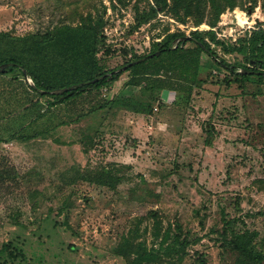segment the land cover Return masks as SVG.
I'll return each instance as SVG.
<instances>
[{
    "label": "rangeland",
    "instance_id": "374dc122",
    "mask_svg": "<svg viewBox=\"0 0 264 264\" xmlns=\"http://www.w3.org/2000/svg\"><path fill=\"white\" fill-rule=\"evenodd\" d=\"M236 1L215 27L231 41L264 22V0L253 8L251 0ZM153 4L0 0V31L44 33L101 19L105 42L98 67L107 71L148 54L169 32L189 36L210 29L208 21L197 26L194 16L180 21L166 10L147 19ZM219 54L227 62L241 60ZM130 74L109 90L51 109L50 99L38 98L18 70L0 76V248L11 242L29 264H127L138 247L158 248L178 224L190 244L156 264H264V258L246 261L229 244L237 232L254 231L255 247L264 254V82L252 77L236 84L203 53L193 90L182 82L159 92L151 114L112 102L78 118L112 98L152 99L145 84H127ZM24 126L23 132L41 134L11 139ZM96 172L112 175L116 185L90 181ZM0 264H9L5 254Z\"/></svg>",
    "mask_w": 264,
    "mask_h": 264
},
{
    "label": "trees",
    "instance_id": "16d2710c",
    "mask_svg": "<svg viewBox=\"0 0 264 264\" xmlns=\"http://www.w3.org/2000/svg\"><path fill=\"white\" fill-rule=\"evenodd\" d=\"M256 4L257 0H251V8ZM237 6L236 0H154L147 19H153L159 11L166 10L180 21H186L188 17L194 16L197 26L208 21L210 29L193 30L190 35L192 38L185 42L181 40L186 36L184 33L169 32L162 40L154 42L153 49L148 54L134 55L123 65L107 71H101L98 67L99 53L105 42L101 19L98 22L87 21L78 25L60 24L44 33L15 35L1 30L0 76L18 70L19 74L25 77L26 72L34 82V86L26 84L38 98L48 97L50 99L49 109L75 104L79 97L86 93L100 91L103 88L109 90L126 72L131 73L127 81L128 85L145 84L144 91H150L153 96L152 99L146 101L136 98L132 100L112 98L105 104L92 107L87 113H81L78 116L79 119L88 113L104 109L112 102L122 105L127 111L151 114L153 112L152 102L157 100L156 95L159 92L166 89L177 90L182 82L188 84L191 91L193 90L199 75L203 53L209 55L216 65L232 75L236 84L238 81L246 82L252 77H257L264 82V22L255 30L240 35L236 41L222 37L215 28L224 10ZM208 7H210L209 12H207ZM181 11H183V16L180 14ZM187 42L193 43L194 46L186 48ZM219 51L226 55L237 54L241 56V60L234 63L227 62L220 56ZM157 52L159 54H156ZM142 58L146 59L127 67L122 72H115ZM5 64L10 65L2 69ZM110 72L114 73L107 75ZM160 72L164 75H156ZM100 76L104 77L92 82ZM226 81L231 83V80ZM79 83H84V85L62 93L55 92ZM24 129L25 126L21 128L22 132L14 133L11 139L28 141L41 134L40 131L23 132ZM210 140L209 136L205 139L206 145H210ZM4 141L0 133V143ZM104 174L103 172L92 173L89 180L115 186L116 184L111 182L113 176ZM121 180L118 178L117 181ZM225 224L229 225L230 221L227 220ZM177 226L180 231L181 227L178 224ZM178 231L175 233L166 231L158 248L138 247L133 252V256L129 257L127 264H156L163 255H181L190 242L187 236L183 237ZM256 236L257 233L254 231L237 232L229 244L246 261L257 263L263 260L264 254L255 247ZM0 253L7 256L9 264H15L18 260V264H29L24 252L11 242L4 243L0 248Z\"/></svg>",
    "mask_w": 264,
    "mask_h": 264
},
{
    "label": "water",
    "instance_id": "95a60500",
    "mask_svg": "<svg viewBox=\"0 0 264 264\" xmlns=\"http://www.w3.org/2000/svg\"><path fill=\"white\" fill-rule=\"evenodd\" d=\"M191 38H192V37L189 35V36H185V37L181 38V40L185 42V41H187V40H189V39H191ZM156 54H159V52H157ZM145 59H146V58H142V59H140V60H136V61H134V62H132V63H130V64H128V65H125V66H123V67L117 69L115 72H122V71L126 70L127 67L132 66V65H134V64H136V63H138V62H140V61H143V60H145ZM9 65H10V64H5V65L3 66L2 69H4L5 67H7V66H9ZM113 73H114V72H110V73H108L107 75H112ZM103 77H104V76H100V77H98V78H95L92 82H95V81H97V80H99V79H101V78H103ZM25 78H26L27 81L30 82V84H31L32 86H34V82L32 81V79H30V77H28V75L26 74V72H25ZM82 85H84V83H79V84L72 85V86H70V87H66V88L58 89V90H56L55 92H57V93H62V92H65V91L74 90V89H76V88H78L79 86H82Z\"/></svg>",
    "mask_w": 264,
    "mask_h": 264
},
{
    "label": "bare ground",
    "instance_id": "6f19581e",
    "mask_svg": "<svg viewBox=\"0 0 264 264\" xmlns=\"http://www.w3.org/2000/svg\"><path fill=\"white\" fill-rule=\"evenodd\" d=\"M241 14V13H240ZM238 17H239V22L240 23H246L247 21H245L244 20V17H242V16H240V15H238Z\"/></svg>",
    "mask_w": 264,
    "mask_h": 264
},
{
    "label": "built area",
    "instance_id": "2783aa9c",
    "mask_svg": "<svg viewBox=\"0 0 264 264\" xmlns=\"http://www.w3.org/2000/svg\"><path fill=\"white\" fill-rule=\"evenodd\" d=\"M236 17H237V20H238V22H239V17H238V15H236ZM240 23V22H239ZM247 23V22H246Z\"/></svg>",
    "mask_w": 264,
    "mask_h": 264
}]
</instances>
